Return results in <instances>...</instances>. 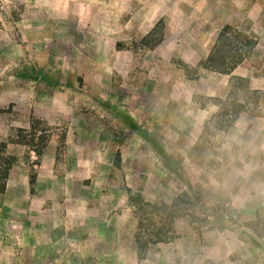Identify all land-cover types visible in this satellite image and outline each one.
<instances>
[{
	"label": "rangeland",
	"instance_id": "1",
	"mask_svg": "<svg viewBox=\"0 0 264 264\" xmlns=\"http://www.w3.org/2000/svg\"><path fill=\"white\" fill-rule=\"evenodd\" d=\"M32 1L0 0L1 49L26 45L31 25L37 45L0 58L35 64L18 77L31 73L43 90L82 97L81 131L56 139L36 121L0 135V220L12 168L26 167L21 157L35 166L52 143L67 179L35 174L30 186L93 217L64 264H264V0H220L225 25L198 64L147 51L179 31L186 1Z\"/></svg>",
	"mask_w": 264,
	"mask_h": 264
},
{
	"label": "crops",
	"instance_id": "2",
	"mask_svg": "<svg viewBox=\"0 0 264 264\" xmlns=\"http://www.w3.org/2000/svg\"><path fill=\"white\" fill-rule=\"evenodd\" d=\"M180 1H186L190 5H184L181 10V13L186 10L187 15L184 19H180L179 31L172 32L171 35L166 36L165 40L162 39L158 45L154 46L153 50L148 49L147 51L154 52L156 55L167 51L170 54L182 53L181 60L185 64H198L208 56L217 41L220 28L225 25V21L219 17L220 10H216L218 14H214L215 5L221 1ZM198 4H203L205 7H198ZM239 12L242 14L239 13L238 16L243 18V10ZM250 12L257 14L255 9ZM247 14L245 12V16ZM55 16L48 15V22L51 23ZM39 17L40 15L35 13L31 16L32 20H38ZM183 20L185 21L182 23ZM174 22L179 23L176 19ZM237 24L243 25V22ZM33 29V25H31V30L26 27L23 34L27 39L26 45H7L5 49H1L0 45V51L18 53L20 49H23L33 52L37 49V45L35 46L32 42ZM148 32L144 30L141 33V39L148 35ZM135 37H137V32H135ZM0 38H2L1 30ZM135 41L138 44L136 39ZM80 47L78 52L87 50L84 45ZM31 65L35 66V64H19L18 57L0 58V135L7 134L5 132L8 128L16 125L27 132L33 131L36 121L38 126H40L39 122L43 121V127L57 134L56 139L59 138L58 133L80 132L81 124L76 122L75 114L80 110L83 98L74 93L54 92L55 89L43 90L41 84L35 81L37 78L31 77L32 74L28 72L24 79H20L19 71ZM36 65L44 70L49 64ZM77 103L80 106L77 107ZM79 117L82 115L80 114ZM261 133L262 136H257L258 139H264V132ZM54 146L55 144H48L46 155L39 158L34 168L29 167L28 158L21 157V164L26 167L21 172L18 167H13L10 171V180L13 185L8 187L4 196L9 203L6 209H10V217L5 220H8L7 222L0 220V230L2 229L0 232V264H45L47 262L64 264L66 246L81 245L84 240V232L81 230H85L89 222L92 227L93 217L82 218L74 210L75 208L66 209L64 205H60L59 190L52 192L49 200H46V190L36 188L35 183L30 186L29 176L35 174H38V179H36L38 182L42 179L50 181L67 179L68 173L63 167L67 159L56 158L52 151ZM36 185L39 187V183ZM19 196H24V198L19 199ZM94 225H96L95 222ZM4 227L8 229L6 234L3 232Z\"/></svg>",
	"mask_w": 264,
	"mask_h": 264
},
{
	"label": "trees",
	"instance_id": "3",
	"mask_svg": "<svg viewBox=\"0 0 264 264\" xmlns=\"http://www.w3.org/2000/svg\"><path fill=\"white\" fill-rule=\"evenodd\" d=\"M226 29H228V28H226ZM223 32L220 34V39H221V37H223ZM245 54V53H244ZM242 60V54L240 55V54H238V55H236V52L233 54V55H231V61H232V63H234V64H237L238 62H240Z\"/></svg>",
	"mask_w": 264,
	"mask_h": 264
}]
</instances>
